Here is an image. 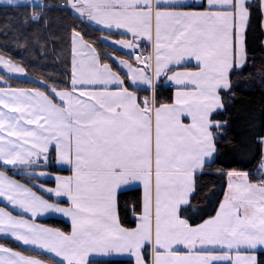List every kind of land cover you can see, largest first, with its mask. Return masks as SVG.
Segmentation results:
<instances>
[{
  "label": "snow or ice",
  "instance_id": "snow-or-ice-1",
  "mask_svg": "<svg viewBox=\"0 0 264 264\" xmlns=\"http://www.w3.org/2000/svg\"><path fill=\"white\" fill-rule=\"evenodd\" d=\"M3 3L44 7L28 0ZM70 3L82 23L94 22L96 30H108L106 39L113 29L130 33V40L112 43L133 49L129 55L136 56L137 65L120 60L117 68L128 72L118 74L74 29L71 42L80 45L82 58L73 60L70 88L50 87L57 82L47 80L36 81L35 91L0 87V108L12 114L0 110V203L12 206L8 211L0 208V235L37 253L27 256L0 246V264H46L50 257H38L47 253L61 258L54 264H91V255L113 252L127 253L135 264H264V178L252 183L249 173L229 171L236 182L229 183L216 214L198 224L185 215L196 192L197 172L215 162L219 142L226 141L228 121L216 115L226 110L225 101L234 94L233 76L244 75L254 15L264 30V0ZM41 20V14L20 20L22 39L17 44L26 45L30 35L36 46L48 44L39 34ZM30 23L37 25L35 33L21 31ZM137 38L152 42V55L135 53L140 47ZM186 60H195L197 70L172 68ZM0 68L24 73L3 56ZM162 74L185 85L177 92L176 104L138 102L134 91L140 85L154 88V79ZM129 78L131 84H126ZM258 143L264 149V136ZM49 164L68 165L73 175L58 177L55 188L12 178L23 173L22 178L36 180L37 169L47 177ZM260 167L264 168V158ZM140 186L138 226L128 229L121 225L118 195ZM67 202L70 207H61ZM48 213L69 217L71 233L37 222Z\"/></svg>",
  "mask_w": 264,
  "mask_h": 264
},
{
  "label": "trees",
  "instance_id": "trees-1",
  "mask_svg": "<svg viewBox=\"0 0 264 264\" xmlns=\"http://www.w3.org/2000/svg\"><path fill=\"white\" fill-rule=\"evenodd\" d=\"M44 7L13 8L0 4V56L18 64L26 72L25 78H15L0 70V86L37 88L36 81H56L50 85L63 89L70 88L71 80V33L75 29L81 33L84 40L93 45L104 63H110L109 54L131 59L130 56L105 45L101 41L103 33L96 28L82 23L70 8L61 6L64 0H42ZM34 14H41L39 24L42 39L49 41L43 47L33 44L31 35L27 44H17L22 39L17 30L20 20ZM37 25L29 24L22 29L24 33L33 34ZM7 35V38L5 36ZM263 30L258 16H253L251 27L247 33L246 49L248 64L244 75L233 76V91L231 98L226 99L227 108L216 115V119L228 121L226 141H220V151L215 162L210 163L196 175V192L191 200V207L185 213L190 223L198 224L213 216L223 197L226 187L227 171H247L252 181L264 178L260 167L263 149L258 143L264 136V48ZM173 99V89L162 82L155 85L156 104H169ZM53 170V169H52ZM61 173H66L61 171ZM11 175V173H8ZM26 183L29 180L23 176H13ZM142 203L141 190L127 191L118 195L119 217L121 225L128 229L135 227L139 219ZM42 223L70 232V226L60 219L50 218ZM0 246L36 256L37 253L23 248L13 239L0 237ZM39 258L46 259L47 256ZM47 261L54 262L52 259ZM91 264H134L132 259H95Z\"/></svg>",
  "mask_w": 264,
  "mask_h": 264
},
{
  "label": "crops",
  "instance_id": "crops-1",
  "mask_svg": "<svg viewBox=\"0 0 264 264\" xmlns=\"http://www.w3.org/2000/svg\"><path fill=\"white\" fill-rule=\"evenodd\" d=\"M28 3L29 4H34V3H39V4H43V1L42 0H28ZM0 4H3V0H0ZM73 11V13L75 15H79L78 13H75L74 12V9L72 8L71 9ZM87 25H89L88 23H86ZM90 26L94 27V28H98L99 26L95 25V23H91ZM108 30H104V31H101L103 33L102 37H101V41L111 47V48H114L116 49L117 51L121 52V53H124L128 56L131 57V59H127V58H122V57H118L114 54H109V58L111 59V61H115L114 65L116 68H113L112 65L110 63H108L110 65V67L114 70V71H118V74L120 73H127L128 72V69L126 67H121V68H117V65L119 64V61L120 60H124V61H127L129 64H132L134 66L137 65V61L135 59H132V55H129V53H132L133 52V49H129V48H124V47H121L119 44H114L112 43V40L115 39V40H122V39H127V40H130L131 39V34L130 33H127L126 30L124 29H120V30H115L113 29L112 30V36L108 39L105 38V35H104V32H107ZM137 40H140L139 42L136 41V43L138 45H140V47H136L135 48V51H142V53L146 54L147 56L149 55H152L153 54V44L151 41H148L147 38H137ZM86 42V41H85ZM88 43V42H86ZM89 44V43H88ZM262 44H263V48H264V30H263V41H262ZM91 45V44H90ZM92 48H95L93 45H91ZM82 49L80 47L79 44L77 45H73L72 42H71V76H72V64H73V60L75 58V60L77 61V63L79 62V60L82 58L80 53H81ZM83 51H87V50H83ZM75 54V56H74ZM96 55L99 56V53L97 52L96 50ZM100 57V56H99ZM18 66V65H17ZM139 67H143V65H139ZM172 68L176 71H181V72H191V71H196V62L195 60H191V61H185L184 63L180 64V65H173ZM7 72V70H6ZM5 72V73H6ZM9 76H12V77H15V78H25L26 77V72L24 71V73H17V75L11 73V72H7ZM6 73V74H7ZM130 75V74H129ZM148 75H152V71L149 70L148 71ZM162 82L164 84V86H168L170 85V87L173 89V99H172V102L169 103V105H173V104H176L177 102V92L178 91H182L184 90L185 88V85H181V84H177L175 83V81H172V80H169L166 78L165 75H161L159 77L158 80L154 79L153 83L154 85H156L157 82ZM126 84H131V79L129 78L128 80H126ZM0 87H3L5 89H23V90H33L35 91L36 88H19V87H9V86H0ZM70 87H71V80H70ZM189 88H191L192 86L191 85H188ZM113 88H115V86H113ZM135 88V86H133L132 88H130L129 90L130 91H133V89ZM155 87L154 88H149L147 85H140L139 89H136L134 91V95L137 97V100L138 102L141 101V98H145L147 100L150 101V98L153 96V91H154ZM42 90V89H41ZM154 97V100H155V95L153 96ZM5 101L8 100V97L5 96L4 97ZM156 103V101H155ZM157 106H160V105H164V104H156ZM0 110L4 111L5 114L7 115H12L11 113H8V110H7V107H2L0 108ZM185 121L186 122H190V118H185ZM211 163V162H209ZM9 168H11L12 166H7ZM41 171V169H37L36 172H37V179L36 180H33V181H29L28 183L24 182V181H21L15 177L12 176L13 179H16L18 180V182L22 183V184H36L37 186H40V185H43V187L45 188H55L58 184V177L60 179H64V178H67V177H70L73 175V172L70 168V166L68 165H59V164H56L55 168L53 170L49 169V168H46L45 171L47 173V177L45 176H40L39 175V172ZM61 171H64L66 173H61ZM233 171V170H232ZM201 171H198V173H200ZM229 171L226 172V187H225V191H224V194H223V197L220 201V203L223 202L224 200V197L225 195L228 193L229 189H228V185L230 182H236V178L235 177H229L227 175ZM243 172H247V171H243ZM248 173V172H247ZM196 174V175H197ZM9 175V174H8ZM20 176H24L23 173L19 174ZM11 176V175H10ZM249 182H252V183H259L260 181H252L249 177ZM35 190V189H34ZM140 190H141V193H142V196H143V189H142V186H140ZM45 198H47V194L45 193ZM2 199V198H0ZM57 198L55 196L52 197V200L55 201ZM60 199H64L66 200V198H60ZM219 203V205H220ZM5 204H7V201H4V203H0V208H5ZM219 205H218V208L216 210V212L218 211L219 209ZM71 204L70 202H67V203H64V204H61V207H70ZM11 205H8L5 210L8 211V210H11ZM141 211H142V208H141ZM215 212V214H216ZM11 214L12 215H16V211L15 210H12L11 211ZM214 214V215H215ZM213 215V216H214ZM212 217V216H211ZM50 218H55V219H60V220H63L64 222H66L70 228H71V231H72V225H71V220L69 217L67 216H64L60 213H48V214H45L43 216H40L37 218V222L39 224H41L42 226L44 227H48V228H52V229H55V230H59V231H62L61 229L59 228H56V227H52V226H49V225H46L44 223H42L41 221L45 220V219H50ZM210 218V217H209ZM208 219V218H207ZM206 220V219H205ZM138 221L139 219L137 220L136 222V225L134 228L132 229H135L137 226H138ZM70 232H65L66 234H69L71 233ZM64 232V231H63ZM0 237H2V235H0ZM10 239H13L15 240L14 238H10ZM16 241V240H15ZM18 242L23 248L27 249V250H31L30 246H27V245H23L21 242L19 241H16ZM5 247V246H4ZM12 250V249H11ZM15 251V250H13ZM32 251V250H31ZM18 252V251H17ZM21 253V252H20ZM187 253V250L185 249L181 255H184ZM23 255H27V254H24V253H21ZM47 257H50L52 260H59L61 258L59 257H55L54 254L52 253H47L45 254ZM27 256H30V255H27ZM35 257V256H34ZM39 258V257H38ZM123 258H128V259H132L134 264H135V258L128 255L127 253H115L113 252L112 254L110 255H103V254H93L89 257V260H95V259H123ZM42 259V258H40ZM46 264H54V262H50V261H47L46 260ZM66 264V262H65Z\"/></svg>",
  "mask_w": 264,
  "mask_h": 264
},
{
  "label": "built area",
  "instance_id": "built-area-1",
  "mask_svg": "<svg viewBox=\"0 0 264 264\" xmlns=\"http://www.w3.org/2000/svg\"><path fill=\"white\" fill-rule=\"evenodd\" d=\"M61 6L62 7H71V3H70V0H68V1H63L62 3H61ZM135 53L136 54H140V55H142V56H147L145 53L143 54V53H141L140 51H135ZM132 57H133V59H135L136 60V56L135 55H132ZM137 61V60H136ZM145 100V98H141V103L143 102ZM154 100V98H153V96L150 98V102L151 101H153ZM53 166H55V164H49V165H47V167H53Z\"/></svg>",
  "mask_w": 264,
  "mask_h": 264
},
{
  "label": "rangeland",
  "instance_id": "rangeland-1",
  "mask_svg": "<svg viewBox=\"0 0 264 264\" xmlns=\"http://www.w3.org/2000/svg\"><path fill=\"white\" fill-rule=\"evenodd\" d=\"M12 63H13V62H12ZM13 64H15V63H13ZM15 65H18V64H15ZM18 66H19V65H18ZM19 67H21V66H19ZM0 70H3L4 72H6L7 69H2V68H0ZM24 71H25V70H24ZM7 72H10V71L7 70ZM7 72H6V73H7ZM11 73L17 75V73H15V72H11ZM7 74H8V73H7ZM17 78H18V77H17Z\"/></svg>",
  "mask_w": 264,
  "mask_h": 264
},
{
  "label": "water",
  "instance_id": "water-1",
  "mask_svg": "<svg viewBox=\"0 0 264 264\" xmlns=\"http://www.w3.org/2000/svg\"><path fill=\"white\" fill-rule=\"evenodd\" d=\"M137 42H139L140 40H136Z\"/></svg>",
  "mask_w": 264,
  "mask_h": 264
}]
</instances>
